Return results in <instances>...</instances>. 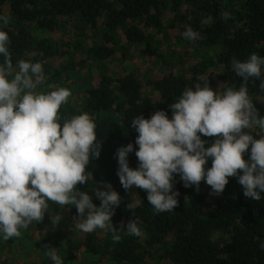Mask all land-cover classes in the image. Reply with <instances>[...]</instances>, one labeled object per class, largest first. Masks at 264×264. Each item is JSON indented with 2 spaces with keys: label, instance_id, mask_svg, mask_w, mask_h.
Segmentation results:
<instances>
[{
  "label": "trees",
  "instance_id": "obj_1",
  "mask_svg": "<svg viewBox=\"0 0 264 264\" xmlns=\"http://www.w3.org/2000/svg\"><path fill=\"white\" fill-rule=\"evenodd\" d=\"M63 19L102 41L76 59L79 41L54 38ZM179 22L201 52L189 71L150 81L151 92L135 71H109L118 50L127 58ZM91 59L103 63L99 81L92 70L81 83L75 71ZM210 70L218 98L196 80ZM36 76L46 80L42 117L27 138L0 111V243L18 239L24 213L57 210L71 193L83 228L109 215L98 249L114 264H264V0H0V78L25 93ZM187 110L199 125L185 126ZM254 121L263 128L242 149L226 140ZM46 172L73 176L42 202ZM68 240L73 261L79 244Z\"/></svg>",
  "mask_w": 264,
  "mask_h": 264
},
{
  "label": "rangeland",
  "instance_id": "obj_2",
  "mask_svg": "<svg viewBox=\"0 0 264 264\" xmlns=\"http://www.w3.org/2000/svg\"><path fill=\"white\" fill-rule=\"evenodd\" d=\"M167 16L172 17V14ZM76 24V22L63 19L61 30L54 35V38L79 41L82 47L80 46L78 50L74 47L72 52H76L74 56L76 59H83L86 57L84 54L86 48L101 42L102 39L95 34L98 31L94 32L86 27L83 29L84 34L79 37L80 30L75 28ZM183 26L184 24L179 22L174 27H167L164 31L155 33V39L149 46L144 44L131 46L127 58L123 57L122 52L118 50L105 62L109 71L114 75L126 71H135L139 74V78L144 81L147 86L146 91L149 92H151L150 81L170 72L179 74L181 71H189L190 66L201 61V52H198V45L184 42L185 38L181 32ZM151 31L154 30L149 32ZM118 38L120 43H118L117 48L119 49L121 45L126 44L123 30L118 33ZM69 53H71V49ZM60 57L62 58V56ZM92 59L86 66H78L77 68H80L75 71L77 74L75 77L83 80L81 83L88 82L92 70L96 76L93 79L94 84L99 81L97 74L103 63H93ZM217 73L219 72L210 70L205 75L196 78L198 84L209 90L215 98L223 94V84L218 79ZM29 80L34 86L29 85L27 87L26 85L27 90L25 89V93H22L15 85L18 81L9 79L7 84L0 78V111H4V122L12 132L25 138L28 137L30 131L37 128V123L42 117L41 87L43 84L45 85L46 81L41 80L38 76ZM5 85L11 87L6 88ZM30 86L33 87V93L28 92ZM66 97L73 100L76 95L73 93ZM198 120L199 118L196 117L195 113L188 110L184 112L182 117V121L187 127L199 125ZM262 128L261 122L254 121L246 129L230 132L225 137L232 145L242 149V142L246 134L249 131H261ZM72 176L66 172H46L40 176L35 188L39 200L46 201L54 182H60ZM79 199V194L68 193L66 196L58 197L59 208L57 210L47 205L41 215H35L31 212L24 213L22 230L18 234V239L8 246H5L4 241L0 243V264H114L107 256L101 257V252L98 249V243L103 233L111 225L109 215L100 220L96 228H83L78 224L75 216L71 214L73 204ZM132 199L133 204L138 202L137 193ZM69 237L79 244L76 250V258L73 261L67 260ZM149 260L152 261L150 258Z\"/></svg>",
  "mask_w": 264,
  "mask_h": 264
}]
</instances>
